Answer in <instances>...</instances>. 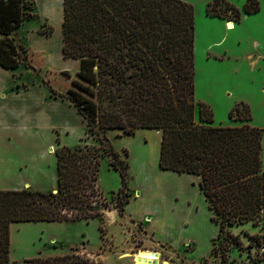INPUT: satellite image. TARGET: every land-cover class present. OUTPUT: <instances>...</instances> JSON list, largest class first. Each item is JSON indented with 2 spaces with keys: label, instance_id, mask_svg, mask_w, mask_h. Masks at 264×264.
Here are the masks:
<instances>
[{
  "label": "trees",
  "instance_id": "obj_1",
  "mask_svg": "<svg viewBox=\"0 0 264 264\" xmlns=\"http://www.w3.org/2000/svg\"><path fill=\"white\" fill-rule=\"evenodd\" d=\"M226 7L240 13L230 2ZM34 10L35 0H0L3 67L20 69L25 60L33 68L15 31ZM63 10L64 56L80 60L67 98L89 130L102 136L101 144L108 146L104 152H111L122 182L126 171L106 131L161 129L160 168L200 177L221 232L227 225L259 227L248 235L247 247L253 263L264 264V130L249 123V106L236 117L242 125H215L214 111L205 103L200 104V122L196 120L194 5L185 0H63ZM260 10L259 0L244 6L248 14ZM241 111L232 110L230 117ZM102 148H58L57 191L0 189V264H12L13 223L90 221L102 214ZM233 238L241 242L239 235ZM82 262L73 254L29 259V264Z\"/></svg>",
  "mask_w": 264,
  "mask_h": 264
},
{
  "label": "rangeland",
  "instance_id": "obj_2",
  "mask_svg": "<svg viewBox=\"0 0 264 264\" xmlns=\"http://www.w3.org/2000/svg\"><path fill=\"white\" fill-rule=\"evenodd\" d=\"M185 1L195 8L196 120L200 122V104L205 103L214 111L215 125H242L245 122L236 117L245 115L244 106H249V123L264 130V0H259L261 10L252 14L244 11L249 0ZM227 2L236 5L240 13L226 7ZM59 3L35 0L33 16L15 31L33 66L27 68L22 60L16 75L26 85L47 90V99L55 100V106L59 103L54 106L59 126L24 136L25 144L17 150L10 147L9 153L40 171L38 177L29 176L19 187L48 192L58 190V148L102 146L98 204L103 211L90 221L13 223L12 264L65 254L80 257L81 264H134L133 255L140 250L157 252L160 264H254L248 254V235L259 227L252 223L227 225L221 232L200 189V177L160 168L161 129L106 131L126 171L122 182L120 170L111 163V152H104L108 146L101 144L102 136L89 130L67 98L80 67L61 50L54 23ZM43 5L52 19L42 16ZM230 21L235 23L233 28L227 25ZM32 33L40 36L29 40ZM38 44H50L51 48L33 50ZM238 107L242 111L231 118V111ZM262 159L264 169V135ZM235 235L240 236V243Z\"/></svg>",
  "mask_w": 264,
  "mask_h": 264
},
{
  "label": "crops",
  "instance_id": "obj_3",
  "mask_svg": "<svg viewBox=\"0 0 264 264\" xmlns=\"http://www.w3.org/2000/svg\"><path fill=\"white\" fill-rule=\"evenodd\" d=\"M44 5L40 8L41 14L44 18L50 20L52 19L51 15L45 11L46 5ZM57 8H59L60 12L54 23L57 24L56 30L59 33L62 50L63 26L61 25H63L64 19L63 0H60L59 7ZM37 36L40 35L32 33L29 40H33ZM3 37L0 33V39ZM47 37L52 38L54 35ZM30 44L34 45L33 42H30ZM49 45L40 46L38 44V46H34L33 50L35 48L39 50L51 48ZM73 61L76 62L79 68L80 60L74 59ZM18 70L19 68L8 69L0 65V189H22L23 187H19V185L24 184L29 176L33 177L37 175L38 177L40 174L37 168L29 167L28 161L10 154V147H13V150H17L18 147L21 148L25 144L23 143L24 136L27 137L29 134L48 129L56 130L57 126H59L57 116L54 114L55 107L57 108L59 103L55 106V103H57L55 100L47 99V90L41 87L37 88L26 85L23 81L20 82L21 77L16 75ZM12 230H14L13 224L11 226V234ZM13 245L12 242V249Z\"/></svg>",
  "mask_w": 264,
  "mask_h": 264
},
{
  "label": "bare ground",
  "instance_id": "obj_4",
  "mask_svg": "<svg viewBox=\"0 0 264 264\" xmlns=\"http://www.w3.org/2000/svg\"><path fill=\"white\" fill-rule=\"evenodd\" d=\"M230 28L235 26L234 22L231 21L228 23ZM157 252L151 250H140L136 254L133 255L134 264H154V260L157 261L156 264H160V257ZM139 258L146 259L145 261L139 260ZM163 264H170L168 261H164Z\"/></svg>",
  "mask_w": 264,
  "mask_h": 264
},
{
  "label": "water",
  "instance_id": "obj_5",
  "mask_svg": "<svg viewBox=\"0 0 264 264\" xmlns=\"http://www.w3.org/2000/svg\"><path fill=\"white\" fill-rule=\"evenodd\" d=\"M158 255V254H157ZM139 260L145 261L146 259L139 258ZM157 261L154 260V264H156Z\"/></svg>",
  "mask_w": 264,
  "mask_h": 264
}]
</instances>
